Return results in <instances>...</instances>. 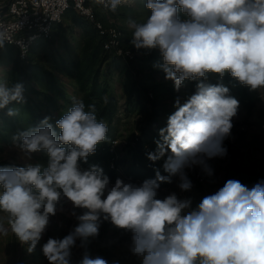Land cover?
<instances>
[{
	"label": "clouds",
	"instance_id": "obj_1",
	"mask_svg": "<svg viewBox=\"0 0 264 264\" xmlns=\"http://www.w3.org/2000/svg\"><path fill=\"white\" fill-rule=\"evenodd\" d=\"M115 13L127 0H95ZM151 14L145 22L129 17L130 44L137 50L158 49L165 79L179 91L186 80L195 92L168 117L159 130L150 161L164 160L161 175L141 183L117 178L114 184L98 165L87 169L97 146L108 140V125L97 119L95 104L74 98L55 122L45 116L13 136L31 158L45 152L47 165L0 167V235L9 231L32 253L50 217L62 201H70L78 224L63 239L49 238L42 251L49 264H71L77 240L99 235L102 222L131 234L130 251L140 264H264V180L251 187L228 179L193 208L192 199L175 192L159 198L162 183L178 178L183 192L192 189L186 169L199 166L208 177V163L227 155L223 142L231 134L239 101L223 83L229 75L255 91L264 88V0H146ZM180 13L186 17L181 19ZM8 34L0 31V49ZM218 75L215 84L208 74ZM24 86L0 83V110L25 103ZM18 109L8 108L9 117ZM56 129H59V134ZM78 264H109L85 253ZM118 264V262H116Z\"/></svg>",
	"mask_w": 264,
	"mask_h": 264
},
{
	"label": "rangeland",
	"instance_id": "obj_2",
	"mask_svg": "<svg viewBox=\"0 0 264 264\" xmlns=\"http://www.w3.org/2000/svg\"><path fill=\"white\" fill-rule=\"evenodd\" d=\"M96 9L97 18L107 25H114L124 33V47L133 48L131 60L124 64H117L107 74V66L104 67L100 81L108 86V95L115 96L119 101V111L109 127L108 140L103 144L108 147L113 139L118 140V147L112 153L108 161L100 163L104 173L110 180L117 178L125 182L141 183L145 179L154 178L155 171L147 172L136 165L139 156L146 149H153V128L166 127L168 117L176 110L175 101L179 98L183 104L187 98L195 92L196 83L186 80L179 91L174 88V82L165 79L164 72L154 67L156 63H163L158 49L151 51L137 50L130 44L132 30L127 27L129 17L137 22H145L151 14V10L145 7L146 0H127L113 13L108 9H102L91 0ZM181 19L186 18L180 13ZM80 28L74 24V19L68 11L62 24L56 27L52 38L40 42L34 46L30 54L29 62H38L48 68L56 78V85L61 91L59 94L48 86H37V92L24 91L25 105L36 106L37 112L50 117V123L55 126L58 120L71 106L74 98L83 100L84 92L79 90L75 80L65 70V65L71 61H77L84 37L79 33ZM12 49V50H10ZM11 52H10V51ZM17 56L16 48L5 45L0 56V83L10 84L13 60ZM112 60V59H111ZM110 61V60H109ZM29 62L22 64L26 66ZM227 78V77H226ZM223 80L229 87L230 94L239 101L237 117L247 126V131L239 135L237 145L227 149V155L213 158L208 163L213 168V175L208 177L199 166L186 169L193 187L188 192H183L178 187V178L173 177L172 183H162L159 189V198L163 199L168 194L175 192L181 199L191 198L192 207L195 208L201 199L222 187L228 179H238L251 187L259 180H264V88L252 91L249 87ZM218 79L214 80L215 84ZM43 92V93H39ZM54 102V103H53ZM8 108L18 109V114L12 116L13 125L3 122L9 117ZM32 114L24 111L20 106L9 104L0 110V167L27 166L29 164L47 165L45 152L32 153L31 158L21 149L19 142L13 141V136L19 131L29 128L28 121ZM143 136L145 146L137 144L136 138L145 131ZM59 134V129H56ZM150 131V133H149ZM226 140V139H225ZM129 146L136 148L133 152ZM167 156L157 162L154 169H159L161 175L164 172L163 164ZM114 162L118 170L109 168L108 163ZM157 163V164H158ZM89 165H85L87 169ZM155 166V165H154ZM201 174L205 181L198 183L196 176ZM83 214L84 209H73L70 201H62L58 206L55 216L50 217L49 225L42 234L35 250L30 254L28 245L21 244L9 231L8 235H0V264H49L43 254L42 246L49 238L63 239L78 224L71 214ZM131 234L115 228L110 222H102L99 235L88 237L85 241H76L71 249V264H78L83 255L95 257L97 255L108 260L109 264H140L139 259L130 251Z\"/></svg>",
	"mask_w": 264,
	"mask_h": 264
},
{
	"label": "trees",
	"instance_id": "obj_3",
	"mask_svg": "<svg viewBox=\"0 0 264 264\" xmlns=\"http://www.w3.org/2000/svg\"><path fill=\"white\" fill-rule=\"evenodd\" d=\"M71 17L74 19V24L80 28L79 33L84 37V43L81 47L79 58L77 61H71L65 65V70L71 77L75 80L79 87V90L84 92L83 102L86 106L89 104H95L97 108V119L102 120L106 124H111L118 114L119 111V101L113 95H108L109 89L105 82H101L100 78L103 74L104 67L107 66V74L111 73L113 67L117 64L128 63L131 59L124 55H118L117 53L108 51L104 47V37L99 35L92 21L80 15L76 10L70 9ZM125 42V39H124ZM12 50V49H10ZM9 50V51H10ZM33 50V49H32ZM32 50L27 52L23 57L21 52L16 48L17 56L13 60L12 74L10 78L9 86L15 83H22L24 86V91H35L37 92V86H48L51 90L56 91L58 94L61 92L56 85L55 75L48 68L38 62H29L30 54ZM11 52V51H10ZM134 53V49L132 48ZM112 59V60H111ZM110 60V61H109ZM29 62L26 66H21L24 63ZM229 75L226 77L228 78ZM226 78V79H227ZM230 81H235L229 76ZM43 93V92H39ZM54 103V102H53ZM13 105L20 106L24 111H28L32 114V118L28 121L29 127L35 126L42 120L45 116L38 113L36 106H30L23 104H17L15 102L11 103ZM3 122L13 125V120L11 117H5L2 119ZM161 127L155 126L153 128V149L152 152L156 150L155 141L160 139L159 130ZM147 131V130H145ZM148 133L145 132L136 138L137 144L140 146H145L143 136ZM150 133V131H149ZM104 142L97 146V150L94 155L88 157V162L85 165H100L104 161H108L113 152H110L108 147L103 150ZM133 152L136 148L129 146ZM151 150L146 149L142 156H139L136 165L142 167L147 172L154 171V168L159 165L157 161L153 162L148 160L147 153ZM158 163V164H157ZM155 166H152V165Z\"/></svg>",
	"mask_w": 264,
	"mask_h": 264
},
{
	"label": "built area",
	"instance_id": "obj_4",
	"mask_svg": "<svg viewBox=\"0 0 264 264\" xmlns=\"http://www.w3.org/2000/svg\"><path fill=\"white\" fill-rule=\"evenodd\" d=\"M99 6L105 9L103 6ZM71 8L93 22L98 34L104 37L106 50L124 55L129 59L133 57L132 49L124 47L123 31L117 26L107 25L99 20L91 0H0V31L7 32L9 37L5 45L17 48L24 57L34 46L52 38L54 30L62 24L65 14ZM2 49H0V56ZM226 76L227 74L223 80ZM215 79H218L217 74H208L207 82L214 83ZM194 82L197 83V81ZM232 123L231 134L223 142V146L227 149L234 148L239 135L247 131V126L239 120L237 115L233 118ZM117 147L118 140L113 139L108 149L110 152H115ZM103 150H106V147H103ZM108 165L112 170L119 169L114 162H109ZM81 166L84 167L83 162H81ZM196 180L198 183H202L205 181V177L198 174ZM110 183L114 184L115 181L110 180Z\"/></svg>",
	"mask_w": 264,
	"mask_h": 264
}]
</instances>
